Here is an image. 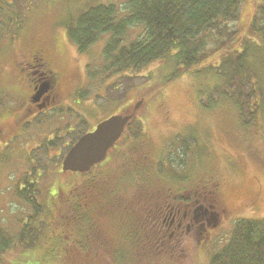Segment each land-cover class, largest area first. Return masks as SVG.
I'll return each instance as SVG.
<instances>
[{"label":"rangeland","instance_id":"rangeland-1","mask_svg":"<svg viewBox=\"0 0 264 264\" xmlns=\"http://www.w3.org/2000/svg\"><path fill=\"white\" fill-rule=\"evenodd\" d=\"M127 1L28 0L23 29L15 43L0 24V113H11L19 106L17 102L8 100L6 94L22 96L23 100L29 94L26 81L17 82L21 77H15L12 68L18 46L24 44L30 47L29 43L43 38L42 45L47 47L54 68L79 70L85 77L76 90H73L71 81L64 89L65 101L68 100L70 105L80 101L79 104L83 105L80 115L85 121L80 132L77 130L69 135V139L103 119L122 113L128 105L137 102L138 97L146 99V105L134 115L129 131L136 133L141 130L139 132L143 133L140 136L153 140L155 160L165 166L173 163L174 170L180 171L178 175L181 177L184 173L200 174L208 170L214 179L222 183L234 211L242 210L245 202L254 198L257 210L255 214L248 211L246 215L249 219H264V114L260 113V118L258 115L259 121L255 126L250 129L243 127L235 105L216 97L214 87L219 83L217 76L207 72L197 75L185 73L166 83L175 66L169 58H165L115 75L104 85L99 84L100 75L93 80L88 78L89 70H99L104 64V48L113 35L111 32L102 34L87 51L80 52L68 40V28L76 27L80 14L100 4L114 5L117 19H122L127 14L124 8ZM0 17L3 19L2 15ZM141 36H144L143 27L130 28L121 46H127ZM254 47L251 49L254 50ZM251 54L250 59L259 71V85L263 81L261 88L264 89V55L260 54V50ZM211 96L217 100L206 108L203 102ZM63 107L58 106L50 115H73L71 110ZM57 125L58 122L53 123V127ZM47 136V130L38 126L37 142ZM23 137L22 133H18L8 148L0 146V226L11 235L19 230L22 220L35 213L31 206L16 196L19 180L29 169L25 158L29 156L30 140ZM56 150L58 147L49 150V155L54 153V158L61 159L63 156H55ZM41 153L44 154L38 150L36 156ZM46 162L43 159L40 173L45 176L40 180L41 193L37 195L43 210L32 222L40 229L39 239L33 247L24 249L20 254L5 255L1 264H119L111 251L84 249L76 242L81 233L74 229L75 219L67 217L58 193L63 190L65 195L75 196L79 188L74 183L82 180V176L61 175L60 168L57 170L56 166ZM232 229L233 225L225 231L226 239L222 245L227 243ZM220 247L217 245L214 250H209L207 257L201 251L200 262L210 264L213 253ZM124 260L130 264H156L162 260L167 264H194L191 258L180 261L168 257L146 260L135 253L130 261L128 258Z\"/></svg>","mask_w":264,"mask_h":264},{"label":"flooded vegetation","instance_id":"flooded-vegetation-1","mask_svg":"<svg viewBox=\"0 0 264 264\" xmlns=\"http://www.w3.org/2000/svg\"><path fill=\"white\" fill-rule=\"evenodd\" d=\"M43 40L36 39L30 47L18 46L12 68L15 77H21L17 82L26 81L29 94L25 100L6 94L19 106L11 113H0V146L8 148L18 133L30 140L29 156L25 158L29 174L34 170L40 174L43 159L62 169L68 150L99 123L69 139V135L80 132L85 121L80 115L83 105L80 101L75 105L65 101L64 89L71 81L76 90L85 77L79 70L54 68ZM132 104L128 105L132 107L128 113L135 112L136 102ZM60 105L73 115H50ZM55 122L58 125L53 127ZM38 126L48 133L40 143ZM142 133L126 131L104 161L88 172L77 173L82 180L74 183L79 188L75 196L65 195L63 190L58 193L67 217L75 219L74 229L81 233L76 242L84 249L111 251L119 264L126 262L124 258L130 261L133 253L146 260L191 258L194 264H203L199 253L207 257L209 250L222 245L228 227L239 219H249L248 211L255 214L256 199H248L242 210L234 211L222 183L208 170L179 176L173 163L165 166L155 160L153 140L140 136ZM56 138L62 142L55 144ZM54 147H58L55 156H63L61 159L54 158V153L49 155ZM38 150L44 154L37 157ZM156 264L167 263L162 260Z\"/></svg>","mask_w":264,"mask_h":264},{"label":"trees","instance_id":"trees-1","mask_svg":"<svg viewBox=\"0 0 264 264\" xmlns=\"http://www.w3.org/2000/svg\"><path fill=\"white\" fill-rule=\"evenodd\" d=\"M27 2L0 0V24L11 35L12 43L23 29ZM124 8L126 16L117 19L114 5L92 6L80 14L76 27L68 28V40L80 52L87 51L102 34L113 35L104 48V64L99 70H89V79L100 75L99 84L104 85L115 75L169 58L175 68L166 83L185 73H212L219 79L214 87L216 97L235 105L243 127L250 129L256 125L258 115L260 118V113L264 114V89L263 81L259 85V71L250 56L256 50L264 55V0H129ZM135 27H143L144 36L121 46L127 31ZM252 46L256 48L252 50ZM143 100L142 107L147 103ZM215 100L211 96L202 102L210 108ZM56 141L55 144L62 139ZM59 173L77 174L62 169ZM44 176L34 170L32 174L24 173L19 180L16 196L35 213L22 220L13 235L0 226V264L5 255L20 254L39 239L40 229L32 222L43 210L37 195L41 193L39 184ZM210 264H264V219L237 220L227 243L212 255Z\"/></svg>","mask_w":264,"mask_h":264},{"label":"water","instance_id":"water-1","mask_svg":"<svg viewBox=\"0 0 264 264\" xmlns=\"http://www.w3.org/2000/svg\"><path fill=\"white\" fill-rule=\"evenodd\" d=\"M143 103V99L136 102L134 113L112 115L99 122L95 129L82 135L66 153L62 161V170L85 173L104 161Z\"/></svg>","mask_w":264,"mask_h":264}]
</instances>
